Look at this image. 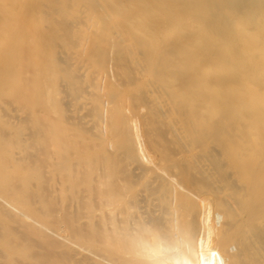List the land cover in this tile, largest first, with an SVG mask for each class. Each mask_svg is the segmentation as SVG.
Segmentation results:
<instances>
[{
	"label": "bare ground",
	"instance_id": "1",
	"mask_svg": "<svg viewBox=\"0 0 264 264\" xmlns=\"http://www.w3.org/2000/svg\"><path fill=\"white\" fill-rule=\"evenodd\" d=\"M0 264H264V0H0Z\"/></svg>",
	"mask_w": 264,
	"mask_h": 264
}]
</instances>
